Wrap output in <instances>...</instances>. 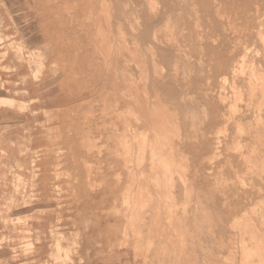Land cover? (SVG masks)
Returning a JSON list of instances; mask_svg holds the SVG:
<instances>
[{
  "label": "bare ground",
  "instance_id": "bare-ground-1",
  "mask_svg": "<svg viewBox=\"0 0 264 264\" xmlns=\"http://www.w3.org/2000/svg\"><path fill=\"white\" fill-rule=\"evenodd\" d=\"M260 2L0 0V63L15 73L0 77V109L44 129L32 148L66 170L81 252L103 250L105 233L117 264H264ZM27 26L43 47L25 57L6 38ZM32 65L60 89L48 102L32 94Z\"/></svg>",
  "mask_w": 264,
  "mask_h": 264
},
{
  "label": "rangeland",
  "instance_id": "rangeland-1",
  "mask_svg": "<svg viewBox=\"0 0 264 264\" xmlns=\"http://www.w3.org/2000/svg\"><path fill=\"white\" fill-rule=\"evenodd\" d=\"M263 3L264 2H260L258 5L261 6V8H259V6L258 8L260 9V16L264 19ZM26 19L28 20V18L25 17L24 20L29 23ZM262 22V24H264V20H262ZM229 28L230 27H227L228 31L230 30ZM261 28L264 29V25H262ZM16 33L17 32H14V34ZM263 33L262 31V34ZM17 34V40L15 37H8L6 40L8 42L15 41L16 46H22L23 44L22 47H24L25 57L30 55L29 52L34 51L35 55L37 52H40L39 48L43 46L40 41V36H38L40 35V30L38 28L27 26L26 29L18 31ZM25 34L27 36H25ZM22 35H24V42L22 39L18 41ZM263 36L264 34L262 35L264 39ZM253 48L255 47H252V49ZM25 49L29 50L25 51ZM34 62L35 63L32 64L38 66V59ZM34 65H32L33 74L31 71L29 72L28 68L24 70V73L30 75L29 79L33 83V96L37 98L41 97L44 102H48L49 98H53L57 93H60V89L56 85L57 83L55 85L50 84L46 87H41L42 85L39 86L40 82L45 77L44 71L46 69H42L43 71L41 70L42 75L40 74L41 72L37 70L39 73L37 77L38 73L34 71L37 67H34ZM38 69L40 70L39 66ZM4 72L15 75L10 64L0 63V77H2ZM34 77L38 79H34ZM15 81L16 79H13V84ZM20 85H22L21 82L18 84V90L24 92V87ZM21 94L22 96L19 97L14 95L9 97L24 101V93ZM64 99L65 97L60 98V100ZM44 112V109L39 110V118L45 122L47 119L45 116L49 114V110ZM28 118L29 119H26L24 123V112L13 111L7 108L0 109V264H29L33 256H35V264H64L66 261L67 263L65 264H79L78 260L81 261L82 258H84L86 261H89V257L92 259L89 264H115L119 258H116L114 255L110 257L109 251L106 252L105 245L112 240L111 237L108 240L105 233L103 234V239L101 238L102 246L105 247L103 250L99 248L100 245L95 247L91 245L90 252H81L80 246L78 244L76 245V242H74L76 240L78 243L80 236L76 232L71 234V230L67 229L70 223V211L68 207L69 199L67 197V190L64 185L66 170L64 167L54 162L44 165V149L40 147L32 148L33 145H36L35 141L39 137L38 133L44 132V129H42L40 125L38 126V123L35 124L34 117L29 115ZM5 123L8 124L4 125ZM5 126L10 128L9 133H7V128H5ZM32 137L34 138L33 144L30 143ZM44 141L46 142V138H44L43 141L38 140L37 146L43 144ZM56 142L57 141H55V143ZM44 179L53 182L55 186L42 192ZM46 193L49 194V198H45ZM55 232L60 233L62 237L58 235L54 236ZM74 233L77 234V239L72 241L71 235L74 239ZM92 239L95 241L94 237ZM58 240H60L59 243H63V245L59 244V246L57 244ZM72 242L73 244L71 245L70 243ZM65 244L69 247L70 245L71 247L74 246L76 249L79 247L77 253H74L76 251L74 247H70L72 249L70 250ZM100 251L102 253L104 252L103 255H101ZM88 254L89 256L87 257ZM104 257H106V259L103 260ZM138 258L136 260L133 255L129 254L127 257L123 258V261H126L125 264H140L142 259ZM55 259L57 261L54 263ZM81 264H84V262Z\"/></svg>",
  "mask_w": 264,
  "mask_h": 264
}]
</instances>
